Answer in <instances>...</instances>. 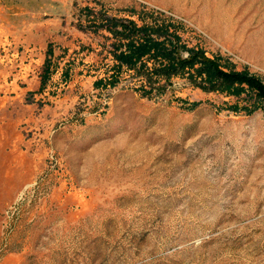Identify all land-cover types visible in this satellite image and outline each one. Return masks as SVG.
<instances>
[{
  "label": "rangeland",
  "instance_id": "rangeland-1",
  "mask_svg": "<svg viewBox=\"0 0 264 264\" xmlns=\"http://www.w3.org/2000/svg\"><path fill=\"white\" fill-rule=\"evenodd\" d=\"M130 18L264 82V0H0V264H264V109L109 84Z\"/></svg>",
  "mask_w": 264,
  "mask_h": 264
},
{
  "label": "trees",
  "instance_id": "trees-1",
  "mask_svg": "<svg viewBox=\"0 0 264 264\" xmlns=\"http://www.w3.org/2000/svg\"><path fill=\"white\" fill-rule=\"evenodd\" d=\"M183 23L166 19H154L142 25L135 19L115 24V63L112 72L105 77L109 84L116 85L122 76V68L134 70L142 77V86L150 91L164 90L166 82L173 77H187L203 85L222 82V88L232 93L249 91L254 108L264 109V82L258 76L246 72H226L218 69L216 60L207 57L203 50L189 47L182 36ZM119 51V52H118ZM221 77V79H219Z\"/></svg>",
  "mask_w": 264,
  "mask_h": 264
}]
</instances>
